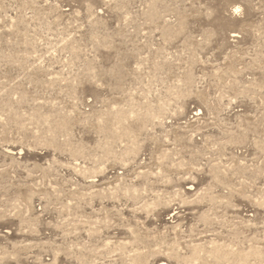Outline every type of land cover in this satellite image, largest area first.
<instances>
[{
  "label": "rangeland",
  "instance_id": "1",
  "mask_svg": "<svg viewBox=\"0 0 264 264\" xmlns=\"http://www.w3.org/2000/svg\"><path fill=\"white\" fill-rule=\"evenodd\" d=\"M263 16L0 0V264H264Z\"/></svg>",
  "mask_w": 264,
  "mask_h": 264
},
{
  "label": "built area",
  "instance_id": "2",
  "mask_svg": "<svg viewBox=\"0 0 264 264\" xmlns=\"http://www.w3.org/2000/svg\"><path fill=\"white\" fill-rule=\"evenodd\" d=\"M263 17H264V16H263ZM260 19H261V18H260ZM259 21H260V20H259ZM257 23H258V20H257V22L255 21V23H254V24L258 26V24H257Z\"/></svg>",
  "mask_w": 264,
  "mask_h": 264
}]
</instances>
